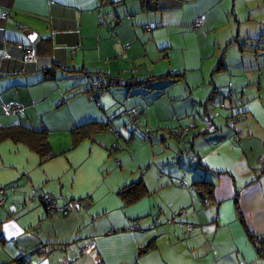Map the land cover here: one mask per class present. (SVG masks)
<instances>
[{
  "label": "crops",
  "instance_id": "1",
  "mask_svg": "<svg viewBox=\"0 0 264 264\" xmlns=\"http://www.w3.org/2000/svg\"><path fill=\"white\" fill-rule=\"evenodd\" d=\"M236 7L252 20V12L264 10V0H0V126L46 129L52 150L44 159L25 141L0 140L5 199L0 204V264H16L19 258L26 264H264L259 251L264 250V60H243L238 73L225 60L222 72L230 76L228 83L243 105L234 125L228 111L219 114L214 107L222 76L215 69L214 97L198 98L202 120L175 124L177 131L190 128L179 139L183 143H177L194 162V178L189 174L184 180L213 183V200L182 186L179 176H160L156 152L149 160L128 161L137 163L138 170L123 169L108 153L116 141L113 149L119 147L120 155L141 132L127 126L121 113L128 108L138 110L139 128L157 127L154 137L161 136L170 148L176 126H162L167 107L178 117L189 110L173 106L177 98L167 95L173 80L160 77L182 72L172 54L185 58L189 34L196 45L204 36L209 38L204 46L219 50L236 44L238 40H222L218 34L221 19ZM263 28L264 12L259 18V30ZM44 39H49L50 53L39 56L37 47ZM17 46L31 47L36 63L25 61ZM5 50L11 57L1 55ZM92 77L102 78L108 87L97 101L88 92ZM113 77L135 83L129 88L112 85ZM205 77L203 73V83ZM10 103L24 111L5 113L3 105ZM109 117L118 134L94 133L73 146L74 128L106 123ZM208 118L216 131L205 134ZM139 180L148 194L127 205L120 192ZM49 195L56 205L72 202L74 208L67 214L49 212L44 203ZM149 243L153 247L141 252ZM79 246L92 250L81 253Z\"/></svg>",
  "mask_w": 264,
  "mask_h": 264
},
{
  "label": "rangeland",
  "instance_id": "2",
  "mask_svg": "<svg viewBox=\"0 0 264 264\" xmlns=\"http://www.w3.org/2000/svg\"><path fill=\"white\" fill-rule=\"evenodd\" d=\"M242 6L243 5H240V7ZM236 11L237 7L234 11L231 9L230 14H225L224 18H222L220 21L221 27L218 30L220 39L228 41L232 40L233 38L235 40H238L235 41L236 44L229 46L227 51L225 50L227 48L226 46L223 47L221 50H219L216 46H204L207 45L209 42V38L204 36H201L202 41L199 40L201 42L196 45V40L193 39L194 35L189 34L187 35L186 42H184V45L187 43L189 44V47H187V52L185 53V58L180 52L172 54L174 66L176 67V69L178 68L177 70H181V73H183L184 76L178 82H170L167 95L170 94L173 98H177V100L174 101L175 104L173 105L176 109H181L182 111L189 110V113L187 115H181L180 117H178L179 113L177 115H173V113H171L173 108L168 106L167 108H169L170 111L168 114L165 113L166 116L164 117L165 120L162 125L166 126L164 130H166L167 127L169 128L176 126L175 124L185 126L189 124V121L192 122L195 119L202 120V118L199 117L200 114H198L199 112L202 115V112H200V101L198 98H207V96L210 95V91H213L214 85L212 84L211 74H213V70L216 69V67L218 66L217 62L218 59H220L221 55H225L224 59L226 58L225 60L227 65H229V69H231L232 72L235 71V73H238L242 70L241 65L243 60L248 59L251 62L256 59L264 60V35H260L264 28L262 29V31L259 30V18L261 17V13L264 12V10L252 12V20L248 19V14L242 13L240 15ZM233 12L237 13L236 15H238V18L234 17ZM256 23H258V27H253L256 26ZM242 48L252 49L254 50V52H244L242 51ZM243 53H246L245 57L242 56ZM200 62H202L201 67ZM215 72V74H221L222 76H220L219 82L217 83L218 91H220V94H216L219 96L220 99H218L214 107L216 108V111H218L219 114L223 111L226 114L227 111L229 112V105L231 104L229 102V96L227 95L233 86L228 83L230 79V76L228 74L223 73L222 71ZM203 73L206 76V83H203ZM158 90L159 92H162L161 89ZM234 95H236V93H234ZM222 101L226 105L225 108L221 107ZM192 105L194 107L193 109ZM174 118H178L177 123H175ZM186 119L188 120L187 123H179V121H185ZM204 126L205 129L206 125ZM144 127L145 126L141 128H136L137 130H141V132H137L138 134L136 136L135 143H130L129 147H125V149H122L120 155V148L118 147V149H113L112 147V144L116 141H113L111 143L110 148L108 149V153L111 154L110 156L115 161V163L116 159H119L121 162L123 161V169L131 168L133 170H136L138 166L137 163L128 161H131L133 159H139V157H145L149 160L150 157H152V153L156 152L157 159L160 158L159 161L156 162L158 167V174L160 176H168L170 174H173L175 176H179L181 180H184L188 178L190 174V178H194V167L191 166L194 162L191 163L190 157L187 156L185 152H180L182 148L178 147L177 145V143L179 145L183 143V141L179 143V138L176 134L177 132H179L176 129L178 127L176 126V130L173 129L172 133H170V137L172 140L170 148H168L169 145L164 146V143L161 141V136L159 135L157 136V138H155L156 136L152 139L146 138L143 132ZM151 128H154L153 134L156 135L158 131H155L158 130V128ZM114 134L116 135L118 134V132ZM152 141L156 143H154L156 145V149L155 147L152 148ZM187 145H189V141ZM179 148H181L180 151ZM164 151L167 152L163 154ZM182 154L184 155L182 156ZM167 156L170 157L169 161H167Z\"/></svg>",
  "mask_w": 264,
  "mask_h": 264
},
{
  "label": "trees",
  "instance_id": "3",
  "mask_svg": "<svg viewBox=\"0 0 264 264\" xmlns=\"http://www.w3.org/2000/svg\"><path fill=\"white\" fill-rule=\"evenodd\" d=\"M48 43H50L49 39H44V40H42V42H40V44L37 47V55L40 56V54H49L50 53V51H49L50 46ZM17 49L19 51H21V53L24 55L23 49H19L18 46H17ZM224 57H225L224 54L221 55V57L218 61V66L216 67L215 71H222V70L226 69ZM45 68L50 69L48 66ZM183 76H184L183 73H178V74L170 73V74L162 76L160 78H171L173 81L178 82L183 78ZM116 78H118V77L111 78L110 84L118 85V86H124L126 88H129V87L133 86L135 83L132 81L124 80L126 82L125 84H117V83H115ZM158 78L159 77L149 79L147 82L149 83V82H151V80H157ZM97 79L101 82V85L97 88L95 93H98L101 96L102 93L106 89H108L107 85L104 84L102 78L92 77V79L89 81V87H88L89 95L94 91V89H96L93 85V82ZM215 92H216V89L213 90V92L210 94L209 100H212V97H214ZM100 96H99V98H100ZM227 96H229L228 97L230 99L229 102L231 103L229 105V112H228L229 115L227 116V119L229 121H231L230 124L232 126L235 124V121L240 116H242L243 111L241 110V108L243 105L241 103L237 102V100H240V97L236 98L234 96V91L232 89L230 90V92L228 93ZM227 96H226V98H227ZM225 106L226 105L222 101L221 107L225 108ZM134 109H136V108H134ZM208 120L212 121L211 118H208L207 122H208ZM110 125H111V122L109 120H107L106 123H104V122H87V123H84L82 125H79L78 127L74 128L72 130L73 146L78 145L83 139L90 137L94 133H98V132L108 130ZM206 125H207V123H206ZM145 126H149V125H145ZM185 129H188V131L185 132V134H187L189 132L190 128L186 127ZM182 131H184V129H182ZM215 131H216V126H215L214 131H209V130L203 129L202 133L206 134V133H211V132H215ZM153 137H154V135H153ZM153 137H151L150 139H152ZM5 138H11L14 141H25V142L29 143L34 149H36L41 154V156L44 159L49 158L52 155L51 146H50L49 141H48V131L46 129L37 131V130H33L30 128L24 127L22 125H13V126H8V127L0 126V140H3ZM179 139H181V138H179ZM190 185H192L193 188H195L196 190L199 191L200 195L202 196V198L204 200H207V201L213 200L215 185L213 183H211L210 181L203 179V178H198V179L194 180V182ZM186 187H188V186H186ZM3 192H4V190H3ZM147 192H148V190L144 184V181L139 180L138 182L132 183L129 187H125L124 189H122L120 194H121L123 200L126 202V204L131 205V204L137 202L138 200H140L146 194H148ZM44 203H45V200H44ZM45 206H46V204H45ZM236 208L238 209V198L237 197H236ZM187 230L190 231L188 229V227H187ZM153 245H154L153 243H149L145 248H143L141 250V252H146L147 250L151 249L153 247ZM39 251L45 252V250L43 248H40ZM259 251H260V253L264 252L263 249H259ZM16 264H26V262L23 258H19V259H17Z\"/></svg>",
  "mask_w": 264,
  "mask_h": 264
},
{
  "label": "built area",
  "instance_id": "4",
  "mask_svg": "<svg viewBox=\"0 0 264 264\" xmlns=\"http://www.w3.org/2000/svg\"><path fill=\"white\" fill-rule=\"evenodd\" d=\"M100 21L103 22L104 21V17H101ZM201 21H202L201 18L197 19L194 22L193 27L194 28H198L200 23H201ZM145 29L147 31H149V30H151V26L150 25H145ZM18 48L19 49H23V51H24V60L25 61L36 63L37 56L35 54V51L31 47L18 46ZM1 55H3L6 58L11 57V54L8 51H6V50L3 51L1 53ZM115 83H117V84H125L126 82L124 81V79H121V78L118 77V78L115 79ZM93 85H94V87L96 89H94V91L90 94V96H91L92 99L97 101L99 99L100 94L95 93V91L101 85V82L97 79V80H95L93 82ZM3 109H4L5 113H7V114H15V115H19L20 113H22L24 111L23 106L18 105V104H14V103L3 105ZM121 114L127 118V126L130 127L131 129L135 130L136 128H139V126L141 125V121H140V118H139V113H138V111L136 109L128 108V109H125ZM108 120L110 122H112V118H109ZM205 129L209 130V131H214L215 130V126H214V124H213V122L211 120H208ZM108 131L112 132V133L118 132L111 125L109 126ZM186 131H188V129H184V131L181 130V131L177 132L176 134L179 136V138H182V135H184ZM143 132H144V136L146 138H149V139L151 137H153V135H154L153 134L154 133L153 129L150 126H145ZM112 147L113 148H117V143H114L112 145ZM261 162H262V164H264V157L261 158ZM116 163L118 165L122 164V162L119 159H116ZM181 185L188 186L191 189L193 188V186L188 184V182L186 180H183L181 182ZM2 194H3V189H0V195H1L0 196V204L4 205L5 204V199H4ZM37 196L38 195H37L36 191H33V197L37 198ZM54 201L55 200H54V198L51 195L46 196V198H45L46 208L51 213L67 214L74 208V203H72V202L59 206V205H56L54 203ZM187 227H188V229L190 231H193V226L192 225L188 224ZM131 229L132 230L136 229V226H131ZM75 246H76L75 243L70 244V247H72V248L75 247ZM79 250H80L81 253H88V252H90L92 250V247L91 246H79ZM251 264H259V263L254 261Z\"/></svg>",
  "mask_w": 264,
  "mask_h": 264
},
{
  "label": "water",
  "instance_id": "5",
  "mask_svg": "<svg viewBox=\"0 0 264 264\" xmlns=\"http://www.w3.org/2000/svg\"><path fill=\"white\" fill-rule=\"evenodd\" d=\"M29 37H30V36H29ZM30 39H32V40H33V38H31V37H30Z\"/></svg>",
  "mask_w": 264,
  "mask_h": 264
}]
</instances>
